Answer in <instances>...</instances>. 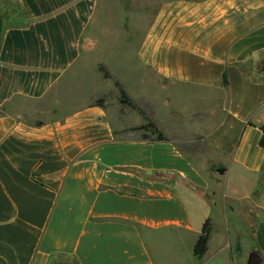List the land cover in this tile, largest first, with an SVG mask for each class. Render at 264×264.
Returning a JSON list of instances; mask_svg holds the SVG:
<instances>
[{"label":"crops","instance_id":"0c3cea01","mask_svg":"<svg viewBox=\"0 0 264 264\" xmlns=\"http://www.w3.org/2000/svg\"><path fill=\"white\" fill-rule=\"evenodd\" d=\"M262 126L264 0H0V264H264Z\"/></svg>","mask_w":264,"mask_h":264},{"label":"trees","instance_id":"16d2710c","mask_svg":"<svg viewBox=\"0 0 264 264\" xmlns=\"http://www.w3.org/2000/svg\"><path fill=\"white\" fill-rule=\"evenodd\" d=\"M222 77H223V84L227 85L228 81H227L226 72L223 73ZM124 100L125 99H123L122 101L124 102ZM97 102H101V100H97ZM150 127H152V124H150ZM261 130L264 133V126L261 127ZM260 146L264 148V135L260 140ZM209 232H210V222L208 219H206L202 224L201 233L193 246V253L198 257L202 256L207 249Z\"/></svg>","mask_w":264,"mask_h":264},{"label":"water","instance_id":"95a60500","mask_svg":"<svg viewBox=\"0 0 264 264\" xmlns=\"http://www.w3.org/2000/svg\"><path fill=\"white\" fill-rule=\"evenodd\" d=\"M260 263H261V259L259 258L257 253L254 251L250 252V254L247 257L246 264H260Z\"/></svg>","mask_w":264,"mask_h":264},{"label":"rangeland","instance_id":"374dc122","mask_svg":"<svg viewBox=\"0 0 264 264\" xmlns=\"http://www.w3.org/2000/svg\"><path fill=\"white\" fill-rule=\"evenodd\" d=\"M140 30V29H139ZM127 61H129V60H127ZM129 64V63H128ZM129 76V75H128ZM150 75H145V74H143V72L139 69V71H138V75H137V78L139 79V82L141 81V82H145L146 80H149L150 79ZM122 97H123V95H122ZM117 98V97H116ZM106 99H108L107 97L104 99L103 98V100H106ZM102 100V101H103ZM113 100V101H112ZM111 102H114V99L113 98H111Z\"/></svg>","mask_w":264,"mask_h":264}]
</instances>
